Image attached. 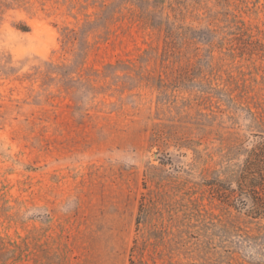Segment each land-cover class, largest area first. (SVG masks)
Masks as SVG:
<instances>
[{"label":"rangeland","instance_id":"374dc122","mask_svg":"<svg viewBox=\"0 0 264 264\" xmlns=\"http://www.w3.org/2000/svg\"><path fill=\"white\" fill-rule=\"evenodd\" d=\"M261 142L264 0H0V264H264Z\"/></svg>","mask_w":264,"mask_h":264},{"label":"trees","instance_id":"16d2710c","mask_svg":"<svg viewBox=\"0 0 264 264\" xmlns=\"http://www.w3.org/2000/svg\"><path fill=\"white\" fill-rule=\"evenodd\" d=\"M238 192H233L234 201L246 205L250 198L256 206L255 215L264 218V142L251 149L244 167L237 175Z\"/></svg>","mask_w":264,"mask_h":264}]
</instances>
